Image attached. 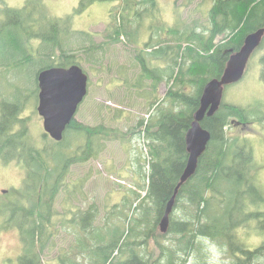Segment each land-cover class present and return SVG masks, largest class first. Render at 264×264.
I'll return each mask as SVG.
<instances>
[{
    "label": "trees",
    "instance_id": "16d2710c",
    "mask_svg": "<svg viewBox=\"0 0 264 264\" xmlns=\"http://www.w3.org/2000/svg\"><path fill=\"white\" fill-rule=\"evenodd\" d=\"M96 3L111 4L93 25L104 24L101 34L91 32L93 26L73 24L75 16ZM194 3L189 0L184 8L189 16H204L201 25L184 18L175 0L171 7H163L158 0H80L72 14L63 17L60 11L52 12L46 0H26L20 9H12L6 0H0V74L6 70L20 77V72L31 64L43 62L36 77L35 102L38 75L54 68L82 66L77 52L86 56L84 62H89L88 69H92L91 64L103 66L115 45L137 48L140 53L132 52L126 64H108L107 72L115 71L117 79L113 82L123 85V102L132 110L139 107L137 113L148 116V120L144 118L147 124L142 120L138 125L145 126V132L137 129L135 134L151 141L152 149L147 195H143L145 190L139 194L119 184L125 189L122 209L110 211L105 226L99 228L98 201L83 208L86 182L69 179L68 169L97 161L106 143H119L128 136H118L102 125L88 127L75 118L60 144L66 140L74 145L70 135L78 141L83 139V143L63 163L49 170L50 157L57 158L29 144L27 118L23 115L26 95L15 86L12 104L3 99L0 106V165L20 166L24 178L15 192L16 199L0 205V235L18 233L21 251L17 264H193L194 258L198 264H205L197 242L201 235L226 249L227 264H264V240L253 249L247 245L250 238H264V190L258 178L264 165L257 163L252 138L242 132H235V136L228 132L231 128L238 130L237 123L263 125L264 104H227V89L236 84L225 87L219 110L201 123L211 140L196 174L179 190L168 232L160 230V220L187 165L186 135L200 109L203 89L222 76L246 37L264 29V0ZM14 20L17 25L12 24ZM15 29L21 35L15 46L4 43L3 36ZM28 35L37 42V49L26 42ZM96 35L103 41L97 43ZM145 36L148 42L139 48ZM37 39L45 40L48 53L41 52L43 44ZM263 48L262 43L258 50ZM131 61L135 63L127 70ZM248 70L249 65L244 78ZM162 85L167 91L160 98ZM254 109L259 112L256 116ZM43 138L56 143L45 133ZM105 168H98L97 174ZM108 172L123 180L121 172L111 168ZM58 201L62 202L60 208L56 207ZM240 230L247 232L246 238L239 236ZM68 235L73 242L60 247L59 242Z\"/></svg>",
    "mask_w": 264,
    "mask_h": 264
},
{
    "label": "rangeland",
    "instance_id": "374dc122",
    "mask_svg": "<svg viewBox=\"0 0 264 264\" xmlns=\"http://www.w3.org/2000/svg\"><path fill=\"white\" fill-rule=\"evenodd\" d=\"M160 4L165 6H174V0H158ZM26 0H6V5L12 9H20L23 7ZM80 0H46L47 6L54 11L62 12L60 17L72 14L74 8L78 7ZM189 0H175V7L186 15L189 22L197 21L201 25L204 21V16L200 13H194L189 16V13L185 11V5H187ZM194 5H198L202 0H194ZM193 5V6H194ZM111 4H93L84 14L74 18L76 26L81 25L91 28L96 22L100 20V17L108 10L107 7ZM196 7V6H195ZM194 8L191 9V11ZM166 12L170 10L165 8ZM168 19L166 18V21ZM17 20H14L13 25H17ZM73 28V27H72ZM104 24H98L91 28V32L103 33ZM17 37L20 39V32L15 29L10 33H6L3 36V42L8 43L11 46H15L18 42ZM37 38V37H36ZM97 43L103 41V37L96 35L94 37ZM147 36L142 40V46L139 48H144L143 44L147 43ZM43 45L40 50L43 54L48 53L47 44L45 40L37 39ZM31 48L37 49L38 44L33 39V36H27V41ZM65 42V41H64ZM136 51L140 53L137 48L129 46H113L103 66H96L91 64L92 69H88L89 62H84L86 56L82 53H76V57L81 59L82 68L89 75L90 88L88 92V97H86L84 103L80 106V110L77 112L76 119L88 127H98L100 125L107 124V118L109 117V108L114 114L117 113L116 109L118 104L127 106L122 99V89L123 85L119 83H114L117 79V74L115 71L110 73L107 72V65L112 64H126L129 57L132 56V52ZM43 62H35L31 64L26 70L20 72V77L18 73L3 70L0 74V106L3 103V99H7L6 104L11 105L13 102L12 97L14 95V87L18 85L20 89L23 90V94L26 95V109L25 117L26 127L29 135V144L35 145L39 149H46L50 156V165L47 163L48 169L52 170L56 164H61L68 159L71 154L76 150L77 146L83 143V139L79 141L70 135L68 138L74 145L68 144L66 140L62 144H54L51 140L43 138L44 128L43 119L39 116L37 111V104L34 100L37 90L36 77L40 66ZM134 61L128 64L127 70H130ZM249 70L243 81L231 86L227 89L224 101L227 104L235 106H254V104H264V48L263 50H257L255 55L249 61ZM113 84V86H111ZM115 84V86H114ZM10 85V87H7ZM114 87V88H113ZM167 88L162 85L159 89L158 96L161 98L165 96ZM147 93H150L148 89ZM147 95V94H146ZM149 96V95H147ZM142 99L138 100V103ZM118 103V104H117ZM139 107L134 109L132 113L124 114L125 117L121 119V122L113 121L112 126L117 130L119 126H123L124 130L128 132V138L119 143L108 142L103 146V150L99 155V159L95 162L89 161L87 163L71 166L68 169L69 179L78 180L81 178L86 182L83 189V195L85 202L83 208H86L90 204L94 205L98 201L99 215L96 226L103 228L105 226L106 217L108 213L113 209L120 211L122 209V198L125 195V189L120 187L122 184L124 187L134 190L139 194L144 191L143 195H147V190L150 184L151 175V165H152V155L150 148V142H146L143 136L137 135L139 130H145L144 127H138L139 121L145 120L144 113H137ZM126 112V111H125ZM252 113L256 116L258 115V110H252ZM127 117V118H126ZM253 130L246 129L248 138H252L254 144L255 155L258 165H264V124L252 126ZM228 130L231 136H235V132L241 135L242 128L237 127ZM255 128V131H254ZM121 132V131H120ZM133 133V134H132ZM258 146V147H255ZM261 148H260V147ZM60 161V162H59ZM103 165L106 166L105 170L97 174V169L102 168ZM114 169L115 171L121 172V178L123 180L117 179L115 175L110 176L108 169ZM264 169V166L262 167ZM95 174V175H94ZM23 169L16 165L2 166L0 165V203H2V198L6 199L8 203H12L16 199V193L19 191L20 186L23 184ZM259 183L264 190V171L258 174ZM121 181V182H120ZM68 182V180H67ZM16 192V193H15ZM62 192L59 194L60 198ZM5 201V200H4ZM5 201V202H6ZM62 202L58 201L56 204L57 208L61 207ZM150 205H153L150 202ZM156 215L152 216L155 219ZM159 221V219L157 218ZM158 223V222H157ZM239 236L246 238L247 232L245 230L239 231ZM142 239V238H141ZM63 242H59V246L63 247L68 245V242H73L74 238L71 236H66L63 238ZM264 238H250L247 241V245H250L251 249L256 248L263 242ZM153 240H151L152 242ZM20 238L16 231L4 232L0 235V264H17L18 255L20 254ZM152 249L156 250L154 243H152Z\"/></svg>",
    "mask_w": 264,
    "mask_h": 264
},
{
    "label": "water",
    "instance_id": "95a60500",
    "mask_svg": "<svg viewBox=\"0 0 264 264\" xmlns=\"http://www.w3.org/2000/svg\"><path fill=\"white\" fill-rule=\"evenodd\" d=\"M263 38L264 29L246 37L242 49L230 57L222 76L210 81L203 89L200 109L195 114L192 127L186 135L189 159L160 220L162 233H167L170 228V215L180 188L197 172L200 158L211 140L210 132L205 130L201 123L206 116L212 117L219 110L225 87L238 83L244 77L248 62L260 47ZM38 81L40 87L38 112L44 119V129L51 138L60 142L87 94L88 77L80 67L73 66L69 69L55 68L41 72Z\"/></svg>",
    "mask_w": 264,
    "mask_h": 264
},
{
    "label": "clouds",
    "instance_id": "9594fccd",
    "mask_svg": "<svg viewBox=\"0 0 264 264\" xmlns=\"http://www.w3.org/2000/svg\"><path fill=\"white\" fill-rule=\"evenodd\" d=\"M176 214H181L179 209L176 210ZM197 242L200 244L201 251L204 253L205 264H227V260L225 259V248L208 236H198ZM193 264H198L195 258Z\"/></svg>",
    "mask_w": 264,
    "mask_h": 264
}]
</instances>
